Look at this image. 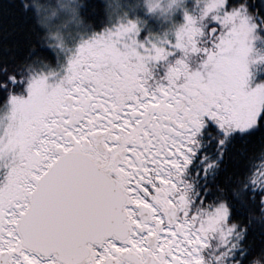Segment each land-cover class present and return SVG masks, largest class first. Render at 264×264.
<instances>
[{
	"label": "snow or ice",
	"instance_id": "snow-or-ice-1",
	"mask_svg": "<svg viewBox=\"0 0 264 264\" xmlns=\"http://www.w3.org/2000/svg\"><path fill=\"white\" fill-rule=\"evenodd\" d=\"M261 262L264 0H0V264Z\"/></svg>",
	"mask_w": 264,
	"mask_h": 264
},
{
	"label": "rangeland",
	"instance_id": "rangeland-1",
	"mask_svg": "<svg viewBox=\"0 0 264 264\" xmlns=\"http://www.w3.org/2000/svg\"><path fill=\"white\" fill-rule=\"evenodd\" d=\"M150 19V18H149ZM166 21L163 17H152L150 23L146 21V26L152 28L154 31H161Z\"/></svg>",
	"mask_w": 264,
	"mask_h": 264
},
{
	"label": "trees",
	"instance_id": "trees-1",
	"mask_svg": "<svg viewBox=\"0 0 264 264\" xmlns=\"http://www.w3.org/2000/svg\"><path fill=\"white\" fill-rule=\"evenodd\" d=\"M141 18L144 19L145 17L142 16ZM150 19H146V21H148L150 23ZM261 264H264V262H261Z\"/></svg>",
	"mask_w": 264,
	"mask_h": 264
}]
</instances>
